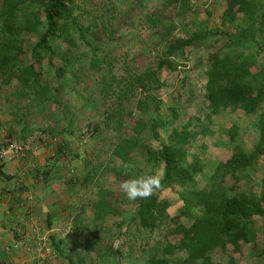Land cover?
Listing matches in <instances>:
<instances>
[{
    "label": "trees",
    "instance_id": "16d2710c",
    "mask_svg": "<svg viewBox=\"0 0 264 264\" xmlns=\"http://www.w3.org/2000/svg\"><path fill=\"white\" fill-rule=\"evenodd\" d=\"M174 1L170 0L169 4L172 5ZM72 2L0 0V83L6 86L14 84L15 95L31 101L40 113L48 110L54 112L50 105L55 106L57 114L69 120L66 129L68 134L74 133L78 118L82 117L87 123L93 114L91 112L99 106L94 100L93 92L87 90L89 85H83L82 88L89 94L85 105L78 107L72 103L66 106L63 102L60 105L64 98H59V94L70 91V95L79 85L77 81L71 83L68 73L73 71L75 77L79 74L74 70L82 71L84 68L99 72L107 60L88 41L92 36L91 39L97 41L95 30H92L97 25L95 22L82 24L75 16ZM223 2L225 13L221 22L229 23L234 28L235 38L205 26L188 38L176 40L164 47L156 69L134 76L132 87L138 85L144 88H161L164 82L160 81L159 75L164 71L170 74L176 70L177 63L173 60L186 59L196 46L205 44L208 51L206 60L209 64L204 73L207 116L216 117L238 111L252 115L258 133L257 141L250 154L235 144L234 155L227 162L218 165L221 168L220 178L214 176L208 187L199 190L189 187L192 176L200 173L201 169L198 161L186 162L190 138L193 136L186 125L174 126L165 141L158 142L156 149L147 150L146 163L151 168L162 165L163 187L150 198L141 199L132 208L130 223L135 228V235L147 239V234L154 233L165 220L169 205L166 200L159 201L158 197L162 192L175 194L178 202L182 204L178 214L170 220L175 226L171 236L177 235V240L171 242L168 240L170 235H167L165 242L160 243L161 249H153L156 253L150 256L148 264H169L163 257L181 251H185L191 259H205L207 253L226 245L237 247L242 243L254 247L260 229L256 225V219L264 221V178L260 181L259 195L251 189L240 188L242 180L247 178L244 171L264 157V70L250 71L251 61L256 57L257 51L264 50V43L257 41L258 36L264 35V0ZM190 3L191 0H183V9L178 16L190 9ZM153 22L152 24L159 25V22ZM103 31L106 34L105 28ZM107 34L110 37L112 32ZM219 36L226 38L223 44H219ZM106 63L109 73L110 62ZM113 80L114 78L102 76V86L99 92L94 93L100 94L102 98L107 96L112 84L109 82ZM81 90H77V93H83ZM64 97L67 100L69 98L67 93ZM123 97L121 95L122 99ZM122 108H118V111L122 112ZM171 112L175 122L178 116L173 109ZM120 115L121 113H111L105 120L112 122L115 116ZM161 124L164 122L158 116L147 125L138 121L131 129V134L120 139L112 148L111 155L119 161V165L113 167L110 174L127 179L130 175L141 172L139 168L142 165L135 160L133 150L143 138L158 141L157 129ZM87 126L91 124L88 122ZM107 128L110 129V126L107 125ZM120 128L121 121L118 119V126L113 131ZM231 129L229 135L232 140L238 129L234 125ZM104 169V162L97 165L92 174L85 177V184L98 179ZM226 177H229L227 181L224 179ZM108 193L102 188L97 193V200L91 203V223L88 224L96 231L93 236L98 233L99 224L106 222L107 218L126 216L107 202ZM87 225H82L76 232ZM52 246L55 254L64 258L63 252L54 242ZM257 253L264 257V248Z\"/></svg>",
    "mask_w": 264,
    "mask_h": 264
},
{
    "label": "rangeland",
    "instance_id": "374dc122",
    "mask_svg": "<svg viewBox=\"0 0 264 264\" xmlns=\"http://www.w3.org/2000/svg\"><path fill=\"white\" fill-rule=\"evenodd\" d=\"M72 1L75 16L82 24L95 22L97 25L96 29L92 28L95 30L97 41L91 39L93 36L89 37L88 41L98 49V54L107 60L99 72L84 68L82 71L74 70L79 74L75 77L73 71L68 73L72 84L78 82L79 85L75 87L77 90L80 91L83 85H89L88 92H93L94 100L99 104L98 109L91 112L93 114L88 121L91 126L88 127V122L80 117L73 129V140L70 145L76 146V149L66 154V161L71 163L72 169L69 184L81 187L80 195L82 198L85 197L83 199L87 203L88 212L92 211L91 203L97 200L99 197L97 193L103 188L109 192L106 196L107 202L120 214L126 215L122 218H107L103 230L98 229L104 238L81 242L87 248L77 253L74 258L77 264H148L150 256L156 253L153 249H161L160 243L167 235H170L168 240L171 242L177 240V235L171 236L175 226L170 220L178 214L182 204L178 202L175 194L169 191L162 192L158 197L159 201L166 200L169 205L165 220L154 233L147 234V239L135 235V228L130 223V214L141 199L128 200L120 190L119 184L123 180L139 176L162 175V165L159 168H151L146 163L147 150L156 149L158 142L165 141L174 126L186 125L193 135L190 138L186 162L198 161L201 169L200 173L192 176L189 187L199 190L208 187L214 176L220 178L221 168L218 165L227 162L234 155L235 144L250 154L256 144L258 133L254 117L241 111L216 117L207 116L204 73L209 64L206 60L208 51L205 44L196 46L188 53L186 59L173 60L177 63V68L170 74L164 71L159 75L160 81L164 82V86L159 89L153 86L132 87V78L147 70H155L164 47L176 40L188 38L205 26L223 31L233 38L236 37L235 30L229 23L221 22L225 13L223 0H191L190 9L181 16L178 14L183 9V0H175L172 5L169 4L170 0ZM153 21L159 22V25L152 24ZM109 32H112L110 37L107 34ZM258 37V43H264V35ZM225 40L223 36L218 37L219 44H223ZM80 47L83 48V45ZM107 61L110 62L109 73L106 69ZM260 70H264V50H258L256 57L251 61L250 71ZM102 76L114 78L113 82H109L112 83L109 94L103 98L100 94L94 93L99 92L102 86L100 84ZM77 90L71 91L70 95V91L60 93L59 98L62 100L64 98L60 105L62 102L66 106L72 103L78 107L85 105L89 94L83 89L81 90L83 93H77ZM65 93L69 96L68 100L64 97ZM121 95L124 96L123 99ZM121 106L122 112H119L118 108ZM54 107L50 105V109L57 113L58 110ZM172 109L178 116L175 122ZM110 112L121 115L115 116L112 122H106V116H109ZM157 116L164 122L157 129L158 141L143 138L133 150L135 160L142 165L139 168L141 172L130 175L127 179L111 175V169L119 165V161L111 155L112 148L120 139L131 134V129L138 121H143L147 125ZM118 119L121 121V128L113 131L118 126ZM233 125L238 130L231 140L229 131H232ZM45 135L47 142L49 135L47 132ZM102 162L105 164L104 173L100 172L98 179L85 184V177ZM244 175L247 178L242 180L240 188L251 189L253 193L259 195L260 181L264 178V157L245 170ZM228 178L224 179L227 181ZM70 193L73 198L77 194L74 190ZM87 215L86 213L85 216ZM256 225L260 226V229L254 247L240 243L237 247L226 245L214 249L206 254L205 259H191L185 251L165 256L163 259L169 264H264V257L257 253L264 248V221L257 218ZM86 227L76 232L78 226L71 223L65 229L68 234L80 233L91 237L96 231L91 224Z\"/></svg>",
    "mask_w": 264,
    "mask_h": 264
},
{
    "label": "crops",
    "instance_id": "0c3cea01",
    "mask_svg": "<svg viewBox=\"0 0 264 264\" xmlns=\"http://www.w3.org/2000/svg\"><path fill=\"white\" fill-rule=\"evenodd\" d=\"M62 117L49 110L40 113L31 101L15 95L14 84L0 83V143H24L39 129L49 135L37 153L26 152L0 164V264H77L74 256L87 248L81 242L104 238L102 232L90 237L68 234L65 229L71 223L78 228L87 225L91 212L86 210L81 187L69 184L72 169L66 154L76 146L70 145L73 134L66 132L69 120ZM104 224H99V231ZM15 226L20 227V236ZM39 236L51 247V253L43 257L35 250ZM52 242L64 258L55 254Z\"/></svg>",
    "mask_w": 264,
    "mask_h": 264
},
{
    "label": "built area",
    "instance_id": "2783aa9c",
    "mask_svg": "<svg viewBox=\"0 0 264 264\" xmlns=\"http://www.w3.org/2000/svg\"><path fill=\"white\" fill-rule=\"evenodd\" d=\"M45 136L44 130H38L21 144L12 141L1 142L0 164L12 162L26 152L37 153L41 146L46 144ZM13 230L17 236H20L21 229L19 226H15ZM46 242L48 241L44 237L39 236L36 239L35 250L40 257H43L44 254L51 253V247L46 245Z\"/></svg>",
    "mask_w": 264,
    "mask_h": 264
},
{
    "label": "clouds",
    "instance_id": "9594fccd",
    "mask_svg": "<svg viewBox=\"0 0 264 264\" xmlns=\"http://www.w3.org/2000/svg\"><path fill=\"white\" fill-rule=\"evenodd\" d=\"M162 179L159 174L139 176L121 181L119 188L128 200L148 199L155 192L162 190Z\"/></svg>",
    "mask_w": 264,
    "mask_h": 264
}]
</instances>
